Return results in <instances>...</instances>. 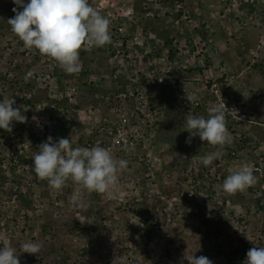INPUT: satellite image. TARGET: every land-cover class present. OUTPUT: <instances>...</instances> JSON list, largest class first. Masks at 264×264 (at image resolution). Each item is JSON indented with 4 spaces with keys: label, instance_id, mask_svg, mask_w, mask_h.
<instances>
[{
    "label": "built area",
    "instance_id": "built-area-1",
    "mask_svg": "<svg viewBox=\"0 0 264 264\" xmlns=\"http://www.w3.org/2000/svg\"><path fill=\"white\" fill-rule=\"evenodd\" d=\"M142 9L155 11L157 17L166 19L180 35L194 34L191 41L192 49L190 43L185 40L177 49L151 47L134 49L132 44L143 47L141 30L135 34L132 44H125L122 37L123 29L116 28L113 30V35L118 33L120 36L115 37L111 34V42L104 45L103 51L107 65L112 69L111 80H108L109 87L96 96L91 105L84 106L80 111L77 86L73 81L58 83L60 73L65 71L50 57L39 55L43 70L32 77L30 75L32 72L26 73L24 79L19 81V86L34 83H32L34 89L23 86L20 90L18 87L21 91L19 100L26 101L33 98L31 107H23V115L71 117L72 113L79 112L82 117L79 118L81 121L77 125L79 131L74 137L72 134L69 135L72 124L66 116L64 122L60 124L54 122L55 125L47 127L46 131L44 125L36 128L35 131L39 133L34 136L35 142L27 133L25 142L5 148L7 155L3 159L7 160V163H10L11 158L13 163H16L15 158L20 155L27 159V163L19 164L17 168L21 174L24 173L25 178L21 193L31 192L32 196L30 206L14 215L18 210V205H14L13 202L15 196L10 195L5 201L6 196L3 192L6 191V186H0V247L3 246L4 238L12 242L21 236L29 237L28 228H32V225L36 224L34 222H42L45 218L46 206L43 203L62 205L61 202L55 201V196L60 194V190L53 189L46 180H43L45 184L40 190L31 182L33 179L30 171L34 169L33 156L43 143L40 134L47 133L55 143L61 138V131H65L66 137L72 141L74 147L101 146L110 150L115 158L128 161L127 168L119 174L120 192L117 198L110 199L106 194H99L102 198H106L111 209L112 216L103 221L109 231L118 224V221L122 222L120 224L123 234H129L131 231L136 236L147 235L148 230L155 224L167 227L174 225L177 221L192 216L193 210L192 206L180 202L176 187L185 188L182 197L186 202L191 199V195H194L196 187H199V198L203 196L207 191L206 185L204 187L205 181L216 179L217 183L220 180L228 162L226 158L215 160L210 166H204L200 158L214 151L193 144L191 145L193 150L190 148L192 151L185 160L184 157L181 159L182 165L178 166L170 157L169 145L158 140V131L165 120L166 112L175 103L194 110L204 107L209 111L213 106L224 101L226 107L231 110L226 117L229 132L242 128L245 123H251L253 118L251 111L246 110L243 105L240 106L237 98L234 97L237 88L240 87L236 82L237 77L226 75L210 78L205 71L194 72L196 66H202L208 58L205 55H210L207 46L208 42H211L210 39L208 42L203 41L195 33L198 28H207L199 22L201 11L198 0H147L143 3ZM122 14L120 10L116 15L122 16ZM240 17L236 19L227 15L220 21L222 24L245 26L247 22L240 21ZM263 40L264 33L260 35L262 46L254 56L264 54ZM90 48L97 47L85 46L81 51L88 52ZM36 54L37 50L27 48L23 50L22 58H32ZM79 75L80 71L74 73L75 77ZM98 81L99 77L95 75H88L85 80L87 84H95ZM45 90H48L45 100L34 101L35 91ZM193 96L196 99L189 100V97ZM62 100L66 105L61 106L65 111L60 114L57 103ZM61 125L63 128L60 131ZM4 138H1L0 146ZM259 149L257 160L250 164L254 167V173L260 175L264 170V145ZM236 156L233 150L229 151L228 157L232 158L229 163H234ZM2 169L5 170L6 166L2 165ZM201 174L206 177L205 181L200 178ZM201 186L204 188L201 189ZM87 199L85 196L82 200L89 204ZM133 203L135 209L132 207ZM7 209L12 210L10 215L6 212ZM194 211L196 212V209ZM86 226L89 228L90 222L82 225L81 228ZM82 233L83 231L79 230L69 236V247L73 251L81 252L93 247L92 242L83 239ZM135 235L133 234L132 237L134 238ZM130 247H121L123 252L118 258L121 262L132 264L137 260L136 251Z\"/></svg>",
    "mask_w": 264,
    "mask_h": 264
},
{
    "label": "clouds",
    "instance_id": "clouds-1",
    "mask_svg": "<svg viewBox=\"0 0 264 264\" xmlns=\"http://www.w3.org/2000/svg\"><path fill=\"white\" fill-rule=\"evenodd\" d=\"M89 1L90 0H28V2L25 3L24 0H12V3L16 5V7L12 9L14 16L7 21L12 32L26 48L35 49L41 55L52 58L58 66L65 71L60 73L65 75L61 77L59 75V84L64 82L63 79L65 78L66 81H74L81 77L83 69L80 68L79 57L80 50L83 47L98 48L111 42L110 19L119 13L113 8L119 3L114 2V0H105L104 2L106 5H110V7H106V9L110 10L102 12L94 8ZM146 1L147 0H143L142 3H146ZM198 1L201 13H205L206 15L207 9L214 5V1L220 4L217 7L221 11V15L219 16L218 14V23L220 27H223L220 19L222 20L223 17L227 15L238 19L235 12L240 11L241 18H245L243 21L247 22L244 27V29H246L249 23L248 19L253 21L256 16L254 15V5L260 6L264 11V0L263 2H261V0ZM121 5L123 8L121 7L118 9L122 10L123 14L120 16H129L133 6L128 5V3H123ZM142 5L143 4H141V8ZM17 9L22 10L18 11ZM241 18L239 19L240 21L242 20ZM252 21L250 22L253 23V27L256 28L257 24ZM159 22H163L166 27L168 26L171 28V32L174 36L177 34L180 35L177 30L171 27V24L167 22L166 19H160L158 23ZM226 25L229 24L226 23ZM230 25H235L237 27V33H241V30H244L241 27L243 25ZM203 27L207 28H198L195 30V33L197 30L208 32L209 35H207V37L211 40L207 46L209 49L208 54L210 55H205L208 58L203 62L202 66H196L194 72L198 73L205 71L210 78L226 75H234L237 77L236 82L240 87L237 88L234 97L237 98V102L240 103V106L243 105L246 110L251 111L253 118L251 123H245L242 125V128L229 132L226 117L231 110L226 107L224 101L213 106L209 111L204 107L194 110L187 106H183V108L188 111L200 114V116H187L186 131L189 133V136L185 142L186 144H190L192 138L199 137V141L194 144H198L203 147V149L209 148L214 151L200 158L204 166H210L215 160L220 158L227 159L228 162L226 163L225 170L220 180L217 181V183L223 181L222 185H220L223 192L234 195L237 192L246 191L249 187H256V185L257 187L260 186L258 189L264 190V170L260 175L254 173V167L250 164L255 163L257 156L260 154L259 148L264 145V116H262V114L260 115V111L257 112L255 109H248V105L245 102V100H249L246 96L248 86L245 77L252 73L254 69H260L264 72V54L251 57L247 53H243L239 56L241 53L238 55L235 54V51L233 52L228 48L229 46H227V49H221L222 29H218L219 27H215L211 22ZM186 34H190L191 36L188 43H190V49H192L191 41L193 40L192 36L194 34ZM228 35L231 38L229 33ZM231 39L233 40V38ZM179 46H177V48H179ZM97 48L90 49L97 52ZM91 50L86 53H90ZM224 52H227L228 56L234 57V61L232 60L229 62V68L227 65H222L224 63H221V53ZM241 52H244V50ZM227 53L222 54L223 58L226 57L224 55ZM235 56L237 58H235ZM246 70L249 72H245ZM78 71H80V75L79 77H75L74 73ZM108 87L109 86L104 87V89ZM252 92L256 93L254 90H252ZM261 94L264 95V93ZM195 99L196 97L194 96L189 97V100L194 101ZM14 105L15 99L12 97H6L0 101V129L6 132L12 131L14 121L26 123L28 119L22 114L21 108L14 107ZM167 115L168 111L166 112L165 118ZM164 122L158 131V140L163 142L162 134H164V130L162 127L164 126ZM215 149L217 150L215 151ZM232 150L237 156L234 163H229L232 158L228 157V153ZM169 154L176 164L177 158L180 156L178 152L170 151L169 149ZM32 164L37 177L41 180H46L55 190H62L66 186L67 181L71 180L89 193L96 192L98 194H106L110 199H116L120 192L119 174L127 168L128 161L115 158L110 150L101 146H93L91 148L74 147L69 138H60L57 142L53 143L52 137H48L47 141L42 143L38 151L35 152ZM233 167L237 170H234L235 172L232 173L230 169ZM99 197L100 204L106 203L109 205L105 197ZM102 200H105V202H102ZM71 201L75 206L80 208L86 206L79 193L72 195ZM79 223L81 224L80 227L85 224L83 222ZM118 223L122 222L118 221ZM85 228L88 229V227ZM67 236L69 238L70 235ZM2 242L3 246L0 247V264H20L17 248L13 247L11 242L6 238H4ZM21 248V252L30 255L39 254L41 251V245L33 241L24 242ZM77 253H80V251H77ZM185 259L188 264H213L206 256L194 257V255H185ZM118 261L119 263L121 262L119 259ZM121 263L127 264L123 261ZM244 264H264V247L250 248L246 253Z\"/></svg>",
    "mask_w": 264,
    "mask_h": 264
},
{
    "label": "rangeland",
    "instance_id": "rangeland-1",
    "mask_svg": "<svg viewBox=\"0 0 264 264\" xmlns=\"http://www.w3.org/2000/svg\"><path fill=\"white\" fill-rule=\"evenodd\" d=\"M104 1L105 0H90L89 2L94 8L102 12H106L107 10H110L106 9V7L109 8L110 5H106ZM133 1L134 0H114V2L119 4L113 8L116 10V12H119L120 10L118 8L122 7L121 4L128 3V5H134L135 3H133ZM24 2L27 3L28 1L24 0ZM207 2H210V0H207ZM213 3L214 5L207 9V15L205 13H201L199 18L200 24L206 26L211 22L215 25V27L218 26V29L221 28L223 33H229L231 38H233V41L230 40V45L228 48L236 49L234 52L235 54L238 55L241 53L239 54L240 56L243 53H247L251 57L254 56L257 53L256 51L262 46L259 37L261 32L264 33L263 9L255 4V19L253 18V21L248 19L249 23L246 29H244L245 26H241L244 30H241V33H237V27L235 25H226V23H224L223 27L219 26L218 14L220 16L221 11L217 7L220 4L216 1ZM13 5L14 4L12 3V0H0V11L4 12L5 8L9 6L13 7ZM146 11H149L150 14H146L145 16L148 18L145 24L148 23L147 26L154 27L156 22L158 23L160 20V17H157L155 15L156 12L153 10ZM13 14L14 13H11V15ZM240 14V11L235 12L236 16L240 17ZM153 19H156L157 21H154ZM244 19H242V21ZM250 21L257 24L256 28L253 27L254 25ZM23 50V47L13 49L14 56L17 57ZM242 50H244V52H241ZM91 51L87 55H80V62L81 60L86 61V64L88 65V62H90L92 58L98 56V53L95 51L94 54L91 55ZM39 55L41 54L37 51V54L32 56V58L28 57L23 59L20 56V58H16L15 61H13V58L11 57H5V60H1L0 78H2V80H0V84L2 85L5 83L4 88L1 90L7 92V97H12L15 99V103L17 100L19 101L21 91L18 88L20 87L19 83L15 88L13 83L17 81L19 82V80L21 81L20 76L23 73L26 74L32 72V74H30L32 77L43 70L42 66L40 65L41 61L39 60L41 57ZM224 56H228V53ZM100 58L102 57L100 56ZM235 58L237 57L235 56ZM13 62L16 63V67H14ZM89 65H92L93 67L95 66L94 63H90ZM82 67L84 66H81V68ZM245 72L249 71L246 70ZM63 75L65 74H60V77ZM65 79H63L64 82H66ZM245 79L247 80L248 86L246 93L247 99L251 100L252 102L264 104V95L261 94L264 93L263 70L254 69L252 73L246 75ZM106 86L107 83L104 87ZM252 90L256 91V93L252 92ZM47 93L48 90L35 91L34 101H44ZM84 96L85 94H83L82 97ZM96 96H98V94L94 92L93 96L88 95L87 98H82L79 102L80 104H78L80 107L79 111L84 109V106L88 107L91 105ZM23 104L24 102H22L21 107ZM60 111V114H63L65 109L60 107ZM22 113H24L23 110ZM189 115L200 116V114L188 111L187 109L185 110L182 104L175 103L174 105H171V108L168 109V115L164 122V134H162L163 140H167L171 146L173 144H178L179 149H184V151L187 145L190 146L191 144L199 141V137H194L192 138L190 144H186L185 142L189 136V133L186 131V118ZM26 117L28 118L26 123L13 122L17 128L14 126L11 131V135L5 137L2 140L0 146V159L6 158V147L25 142V136L27 133H29L31 139L33 136L38 134L39 132H36L35 129L40 125H44V129L46 131L48 126L50 127L55 125L54 122L60 124V122L62 123L65 121L64 116L63 118L62 116L51 117L45 115H39V117ZM67 117V120H69V122L72 124L73 129V131L69 132V135L71 136L72 133V137H74L77 134V131H79V127H77V125L79 122H81L79 118L82 117V114L79 112L78 114L72 113L71 117L69 115H67ZM64 133L66 132L64 131ZM48 137L49 135L47 133L40 134V138L43 142H46ZM230 170H232L233 173L234 170L237 169L233 167ZM222 183L223 181L218 183L205 181L204 187L206 185L207 192L201 196V199H191L187 202H185L184 198L182 197L184 195L185 188L176 187L175 190H178L177 192H179L178 196L180 202L184 205L192 206V216H188L181 221L179 220L174 225H169L168 227L164 226L163 229H161L162 231L159 232V230V233L156 234L148 233L144 236H136L135 233H133L135 237H126L127 239L122 244L115 240L116 238H114V235H110L109 230L106 233L103 230H98V228L96 229L92 227L94 224L96 225L97 218H106L112 214L109 209V205L106 203L100 204V201L98 203V199L91 200L90 204L84 203L86 205L84 208L78 207L76 210H73L70 208L71 206L67 207V209L57 217H55V215L59 214L60 210L55 205L43 203L46 206L44 211L45 218L42 220V222H34V224L36 223L33 226L34 228H30L31 230L28 228L31 231L29 234L33 233L32 235H34V238H37L36 235L42 233L41 229L44 227V223H46V221H50L52 225L48 226L46 232L49 234V240H51L50 242L59 246L63 242H67V235H71L79 231L78 228L75 230L73 229V225L76 224V221L77 223L83 222L85 224L90 222V227L92 228L90 229L89 227L85 232L82 233L83 239L89 243L92 242L93 247L90 249L96 247V250L87 249L89 251L86 250L77 253V251H73L70 247L65 246V254L70 256H67L69 257L68 264H113L116 260V257L118 256L117 252L119 249H121L120 247L127 246H131L130 249L136 251L137 260L134 264H188L187 260L185 259V255H194V257L206 256L213 262V264H225L228 259V255H232L235 251L236 259L234 264H244L246 253L250 248L264 247V210H261L260 208L261 206H264V190L258 189L260 186L257 187L256 185V187H249L244 192H237L234 195H228V193H225L221 190L220 185H222ZM67 186L68 191H70L72 187L70 180L68 181ZM201 189H203L202 186ZM196 190L194 195L198 198L200 192ZM204 195L205 198L208 197L206 200H203ZM102 202H105V200H102ZM194 209H196V212ZM98 212L99 214L96 216ZM100 223L101 222H99V224ZM52 235L55 237L50 239V236ZM126 235L129 237V234ZM216 245H219V252L214 249V246Z\"/></svg>",
    "mask_w": 264,
    "mask_h": 264
},
{
    "label": "trees",
    "instance_id": "trees-1",
    "mask_svg": "<svg viewBox=\"0 0 264 264\" xmlns=\"http://www.w3.org/2000/svg\"><path fill=\"white\" fill-rule=\"evenodd\" d=\"M28 1V0H27ZM143 0H134L133 3H135L132 9V12L129 14V16H117L114 15L111 19V24H110V34L113 35V30H115L116 28L120 27L123 29L122 32V37L124 38V43H133L135 34H137V32L139 30H141V34H142V44L143 47H138L137 44H132V47L134 49H143L144 47H151V48H155V49H177V46H179L184 40L185 42H188L189 39L191 38L190 34H186V35H176L174 36L173 33L171 32V28H169L168 26L166 27L164 25L163 22H156V25L154 27L151 26H147L146 20L148 19L146 16L149 15V11L143 10L141 8L140 4L142 3ZM139 3V4H138ZM16 7L15 5H13V7L9 6L7 8H5V11L2 12L0 11V62L1 60H5V57H11L13 58V61L16 60V58H20V56L22 57L23 55V51L17 56H14L13 53V49H18L20 47H23V49H27L23 43L18 39V37L12 32L10 25L8 24V20L10 18H13L14 14L11 15V13H13L12 9ZM18 11L21 9H17ZM154 21H157L156 19H153ZM149 22V21H148ZM197 35L200 37V39H202L203 41H207L208 42V37L207 35L208 32L203 31V30H197ZM111 35V37H112ZM113 36H120V34H114ZM156 41H158L159 43H156ZM16 42V43H15ZM209 43V42H208ZM174 44V46H173ZM161 47V48H160ZM105 50L104 46L98 47L97 48V53L98 56L94 57L91 59L90 63H94L95 66L93 67L92 65H87L86 61L81 60L80 65L84 66L82 67V72H81V77H79L78 79H75L73 82L75 84V86L77 85V97H78V101L82 98H87L88 95H92L93 93L96 92V94L100 95L102 94V91L104 90V86L105 84L108 82V80L110 81V76H111V72L112 69L107 65V60H106V56L104 55L103 51ZM10 51V52H9ZM227 52L221 53V63H224L222 65H227L228 68L230 67L229 62L230 61H234V57L233 56H226L225 58H223L222 54H225ZM94 54V51H91V55ZM80 55H87L86 52L81 51L80 50ZM100 56L103 58H100ZM41 60V59H40ZM39 60V61H40ZM14 67H16L17 65H15L16 63L13 62ZM220 63V64H221ZM81 68V67H80ZM24 73L20 76L21 80H23L22 78L24 77ZM88 75H95L96 77L99 76V81L95 84H87L85 82V78H87ZM110 75V76H109ZM0 80H2V78H0ZM20 81V80H19ZM18 81L14 82V88L18 85ZM63 82H61L60 84H62ZM4 84L2 85L0 84V101H2L4 98H6L7 96V92L6 91H2L1 89L4 88ZM26 86L27 88H31L34 89L33 84H28L27 85H23ZM23 86H20V90L23 88ZM108 86V85H107ZM106 86V87H107ZM96 87V88H95ZM89 88V89H88ZM91 88V90H90ZM90 90V91H88ZM81 91V92H80ZM83 94H85L84 97ZM25 99H21V100H17L14 107H19L21 108V111L23 110V107L25 106H30L33 103L32 99H26V101H23ZM21 102V103H20ZM22 102H24V104L21 107ZM61 104V105H60ZM65 106V101L62 100L60 103H57V106L60 108L61 106ZM67 116V115H66ZM65 116V117H66ZM15 124H13L12 129L14 128ZM63 126L61 125L59 130H62ZM11 132H6L3 129H0V140L1 138H4L5 136H10ZM67 134L64 133L62 131L61 133V137L62 138H67L66 137ZM33 142L36 141V139L32 138ZM35 140V141H34ZM191 146H189L188 148L184 149H179V145H176V151L180 154V156L177 158L176 161V165L181 166L182 165V161L181 159L184 157L183 160H185V157L193 150V148H191ZM181 150V151H180ZM217 150V149H215ZM16 163H13V158H11L10 163H7L5 159H0V186L5 185L6 186V191L3 192L4 195L6 196V200H8L10 198V195L12 197L15 196V199H13L14 205H18V210H16V213L14 212V215H17L19 212H22L23 210H25L26 208H28L30 206V198L32 196L31 192L29 193H21V189H23L22 183L25 180L24 178V173L21 174L18 170V165L20 164H25L27 163V159L20 155V156H16L15 158ZM180 159V160H179ZM179 161V162H178ZM25 162V163H24ZM2 165L6 166V169H2ZM34 170V169H33ZM31 170L30 174L32 176L31 182L34 183V185L36 186V188L38 190H40V188L42 186H44L45 182L43 180H41L40 178L37 177V175L35 174V171ZM25 171V170H23ZM22 171V172H23ZM219 173V172H218ZM217 173V174H218ZM19 174V175H18ZM24 178V179H22ZM201 179H203L204 181L206 180V177L204 175L201 174L200 176ZM223 178V177H222ZM221 178V179H222ZM216 179H213V181H211L212 183H215ZM71 189L70 191H68L67 189V184L68 181L66 183V187H64L62 190H60V194L55 196V201L56 202H61L62 205H55L59 210V214L55 215V217L59 216L60 214H62L64 212V210L67 209V207H70L73 210H76L78 208V206H75L72 201H71V197L74 194L79 193L81 195V198L83 199L86 195V197L88 198L87 200H89V202L91 200H96L98 199V202L100 201V197L99 194L96 192H87V190L82 189L78 184L74 183L73 181H71ZM199 187H196V189L198 190ZM204 188V187H203ZM207 190V188H206ZM207 192V191H206ZM195 194V193H194ZM191 199H198L195 195H191L190 197ZM208 197H204L203 200H206ZM190 199V200H191ZM190 200H186L190 201ZM4 201V202H5ZM65 204V205H64ZM134 204L132 205L133 209L134 208ZM136 207H138L136 205ZM261 210H264V206L260 207ZM6 212L10 215L12 210L7 209ZM97 212V211H96ZM6 213V214H7ZM96 214V213H95ZM99 214V212L96 214V216ZM110 217L107 216L104 220L100 222V219L97 218V222L96 225L94 224L92 227L93 228H98V230H103L106 233L108 232V227L103 223V221H106L107 218ZM34 222V219H33ZM159 224V223H158ZM52 225V223L50 221H46V223H44V227H42L41 229V234H37L36 237L34 238V235H32L33 233L29 234L31 231V229L29 230L28 234L30 235L29 237H18V239L16 241H12L11 244L13 247L17 248V254L19 255V260H20V264H68V260H69V255L65 254V246L69 247V243H68V239L67 242H63L62 244H60L59 246L55 245L54 243L50 242L51 240H49V234L46 232L48 229V226ZM80 223H77L73 225V229H77L78 230H82L83 232H85L87 230V228H81L80 227ZM33 227V225H32ZM90 227V229L92 228ZM121 227L122 225L120 223L115 224V227L109 231L111 236H115L114 238H116L115 240L120 242L121 244L127 239V238H132L133 236V232L130 231L129 233V237L126 234H123L121 232ZM164 225L160 224V225H153L151 229L148 230L147 234H156L161 232L163 229ZM34 228V227H33ZM160 230V231H159ZM159 231V232H158ZM50 239H53L55 236H50ZM127 237V238H126ZM68 238V236L66 237ZM26 241H33L36 242L38 244L41 245V251L39 254L36 255H30L27 253H23L21 245L26 242ZM120 247V245H119ZM121 248V247H120ZM214 249H216L217 252H219V245L214 246ZM90 250H96L95 248H92ZM89 251V250H87ZM123 249H119L118 256L116 258V260L114 261L113 264H122L121 262L119 263L118 261V257H120V255L122 254ZM93 253V252H92ZM94 254V253H93ZM236 251L231 255H228V259L226 261L225 264H234V261L236 259ZM69 256V257H67ZM230 256V259H229ZM135 262V261H134Z\"/></svg>",
    "mask_w": 264,
    "mask_h": 264
},
{
    "label": "crops",
    "instance_id": "crops-1",
    "mask_svg": "<svg viewBox=\"0 0 264 264\" xmlns=\"http://www.w3.org/2000/svg\"><path fill=\"white\" fill-rule=\"evenodd\" d=\"M222 34V46H220V48L221 49H227V46H229L230 45V40L231 41H233L230 37H229V35H228V33H221ZM233 52L234 51H236V49H231ZM245 102H246V104L248 105V109H255V111H260V115L262 114V116H264V104H260L259 102H252V101H250V100H245ZM165 124V123H164ZM162 129L163 130H165V125L162 127ZM163 139V138H162ZM164 141H167V140H164ZM165 143H167L168 145H169V147H170V151H176V144L174 145H170L169 144V142L167 141V142H165ZM189 145H187V147H188ZM186 147V148H187ZM235 172V171H234Z\"/></svg>",
    "mask_w": 264,
    "mask_h": 264
},
{
    "label": "bare ground",
    "instance_id": "bare-ground-1",
    "mask_svg": "<svg viewBox=\"0 0 264 264\" xmlns=\"http://www.w3.org/2000/svg\"><path fill=\"white\" fill-rule=\"evenodd\" d=\"M201 37V36H200ZM110 76V75H109ZM86 79V78H85ZM28 86V85H27ZM96 88V87H95ZM89 89V88H88ZM90 90H91V88H90ZM90 90H88V91H90ZM81 92V91H80ZM43 100V99H42ZM88 101V100H87ZM16 107V106H15ZM177 110V109H176ZM186 110V109H185ZM172 111H174V110H172ZM61 112V111H60ZM173 113V112H172ZM196 116V115H195ZM63 118V117H62ZM61 123V122H60ZM45 127V126H44ZM49 127V126H48ZM61 131V130H60ZM72 131H73V129H72ZM61 133H62V131H61ZM60 133V134H61ZM72 134V133H71ZM47 137V136H46ZM35 141V140H34ZM44 143V142H43ZM181 151V150H180ZM179 152V151H178ZM179 154V153H178ZM180 155V154H179ZM180 160V159H179ZM179 162V161H178ZM25 163V162H24ZM34 171V170H33ZM22 179H24V178H22ZM214 182V181H213ZM66 187V186H65ZM214 188V187H213ZM251 188V187H250ZM178 191V190H177ZM184 191V190H183ZM213 192V191H212ZM261 192V191H260ZM179 193V192H178ZM221 193V192H220ZM253 193V192H252ZM255 194V193H254ZM225 195V194H224ZM229 195V194H228ZM86 196V195H85ZM253 196V195H252ZM226 197V196H225ZM261 197V196H260ZM228 198V197H227ZM230 198V197H229ZM257 199V198H256ZM263 199V198H262ZM97 200V199H96ZM262 201V200H261ZM263 204H264V201H263ZM65 205V204H64ZM255 205V204H254ZM258 206V205H257ZM260 207V206H259ZM262 207V206H261ZM224 210H226V209H224ZM139 238V237H138ZM133 242V241H132Z\"/></svg>",
    "mask_w": 264,
    "mask_h": 264
}]
</instances>
